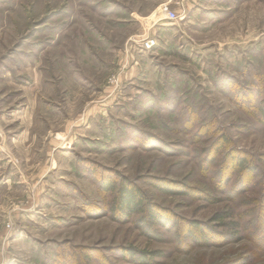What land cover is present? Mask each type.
Returning <instances> with one entry per match:
<instances>
[{
    "label": "rangeland",
    "instance_id": "374dc122",
    "mask_svg": "<svg viewBox=\"0 0 264 264\" xmlns=\"http://www.w3.org/2000/svg\"><path fill=\"white\" fill-rule=\"evenodd\" d=\"M257 97L264 0H0V264H264Z\"/></svg>",
    "mask_w": 264,
    "mask_h": 264
},
{
    "label": "trees",
    "instance_id": "16d2710c",
    "mask_svg": "<svg viewBox=\"0 0 264 264\" xmlns=\"http://www.w3.org/2000/svg\"><path fill=\"white\" fill-rule=\"evenodd\" d=\"M257 101V102H256ZM254 103V104H253ZM255 103H258V106L256 109L258 110L259 113V119L260 122L264 124V98H254L253 102L251 103V106L254 107L256 105ZM237 163L239 166H242L241 168L248 169L247 163H245V160L242 158L236 159ZM255 169V168H254ZM245 171V170H244ZM157 187L162 189L165 192H171V193H180V194H185L188 193L186 190H175L171 184L169 185L168 183H162V184H155ZM106 189L108 188L110 191L113 193V197L110 203V210H111V216L115 218L116 220H128L133 213L135 212H143L147 214V218H150L152 220V217H155L156 212H154L153 207L151 203L146 199L145 195L143 192H141L136 186L132 185L130 181H128L125 178H122L116 185L112 182L107 183L105 186ZM185 189H190L187 187H184ZM230 212H226L223 217H229ZM217 216L218 213H217ZM259 219V225L255 227L256 231L253 232L254 239L256 241L263 240L264 238L260 235H258V231L262 232L261 229H263L264 226V215H260L258 217ZM195 222H191L189 226H187V231H189L188 236L191 237L192 239H195L194 236H191V232L197 231V232H202L203 228L200 226L195 225ZM261 224L263 226H261ZM174 227V226H173ZM200 227V228H198ZM226 227L231 229L230 233L228 234L226 231L222 233L225 239L227 237L229 239H236L234 236L240 237L237 234L236 228H238V223L236 220H230L229 222L226 223ZM180 233H183L182 230L179 229V232L176 234V236H179ZM218 237V234L216 235ZM201 240V236L198 237ZM204 239V238H202ZM240 239V238H237ZM205 240V239H204ZM208 243V240H205Z\"/></svg>",
    "mask_w": 264,
    "mask_h": 264
},
{
    "label": "built area",
    "instance_id": "2783aa9c",
    "mask_svg": "<svg viewBox=\"0 0 264 264\" xmlns=\"http://www.w3.org/2000/svg\"><path fill=\"white\" fill-rule=\"evenodd\" d=\"M166 18L170 19V20H176L178 18V16L176 15V13L174 11H167L166 12ZM154 44V40L153 39H145L143 42V46L146 48H150L152 47V45ZM6 228H9V224L5 225Z\"/></svg>",
    "mask_w": 264,
    "mask_h": 264
}]
</instances>
